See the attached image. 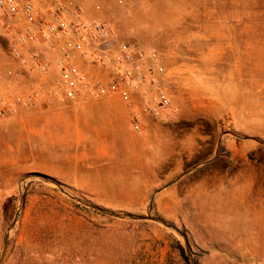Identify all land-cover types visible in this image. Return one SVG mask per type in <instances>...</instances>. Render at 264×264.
Here are the masks:
<instances>
[{"label": "rangeland", "instance_id": "obj_1", "mask_svg": "<svg viewBox=\"0 0 264 264\" xmlns=\"http://www.w3.org/2000/svg\"><path fill=\"white\" fill-rule=\"evenodd\" d=\"M94 5L89 21L157 55L172 106L156 117L140 95L55 97L59 67L37 72L28 54L43 45L2 22L0 264H187L183 237L129 215L176 226L196 264H264V0ZM74 60L91 83L113 78Z\"/></svg>", "mask_w": 264, "mask_h": 264}, {"label": "built area", "instance_id": "obj_2", "mask_svg": "<svg viewBox=\"0 0 264 264\" xmlns=\"http://www.w3.org/2000/svg\"><path fill=\"white\" fill-rule=\"evenodd\" d=\"M71 6L72 3L55 2L40 8L30 1L0 0V25L9 20L21 26L17 33L21 45H43L45 50L33 48L28 54L37 72L44 74L54 66L59 67L61 81L68 88L64 93L54 90V96L75 101L84 93L96 97L119 95L124 101L132 102L140 95L147 111L156 117L171 108L172 99L162 85L165 71L156 63L157 55H150L155 63H149L144 53L137 52L129 43L118 42L105 23L86 21L80 16L72 18ZM76 54L89 55L107 65L113 78L107 84L91 83L76 64ZM6 75L13 76V71H7ZM0 105H4L1 99ZM4 112L5 108L0 107V115ZM137 121L132 118L136 130H140Z\"/></svg>", "mask_w": 264, "mask_h": 264}, {"label": "water", "instance_id": "obj_3", "mask_svg": "<svg viewBox=\"0 0 264 264\" xmlns=\"http://www.w3.org/2000/svg\"><path fill=\"white\" fill-rule=\"evenodd\" d=\"M33 176L35 177V175H33ZM37 177H41L46 182H52V183H55L56 185L60 186L59 183H56L50 177H47V176H37ZM153 200H154V197L152 198V203L151 204H153ZM79 201L81 203H83L84 205H86V206H88V207H90V208H92V209H94L96 211H99V212H101L103 214H107V215H110V216H113V217H117V218H124V217H126V215L116 214V213L107 211V210H105L103 208L97 207V206L92 205V204H90L88 202L81 201V200H79ZM127 217H129L131 220H134V221H152V222H155V223H159V224L167 227L168 229H170V230L175 231L176 233H178L184 239L185 250H186V253H187L188 258L190 259L191 264H196V262H195V260L193 258V254H192L191 248H190V246L188 244V241H187L186 236L176 226H174L173 224L167 222L166 220H164L161 217L152 216V215H149V216H134V215H129ZM5 249H6V245H5ZM4 253H3L2 257L0 258V262H1L2 258H3V256H4Z\"/></svg>", "mask_w": 264, "mask_h": 264}, {"label": "crops", "instance_id": "obj_4", "mask_svg": "<svg viewBox=\"0 0 264 264\" xmlns=\"http://www.w3.org/2000/svg\"><path fill=\"white\" fill-rule=\"evenodd\" d=\"M29 1L34 3L37 6H41V8L49 7L50 5L54 4L55 2H62L64 4L72 3L71 9H70L71 10V17L77 18L80 16L83 20L89 21L90 18L93 17L91 10H93L95 8L96 5H94V4H96L97 2L98 3H101V2L102 3H111V1H113V0H29ZM207 1H208V3H210V0H207ZM94 22H100V21H94ZM106 25H108V24H106ZM137 52H142V51H137Z\"/></svg>", "mask_w": 264, "mask_h": 264}, {"label": "trees", "instance_id": "obj_5", "mask_svg": "<svg viewBox=\"0 0 264 264\" xmlns=\"http://www.w3.org/2000/svg\"><path fill=\"white\" fill-rule=\"evenodd\" d=\"M179 250H180L183 258L185 259L186 263L189 264L188 263V257L186 256L185 251H184V247H183V245L181 243L179 244Z\"/></svg>", "mask_w": 264, "mask_h": 264}]
</instances>
